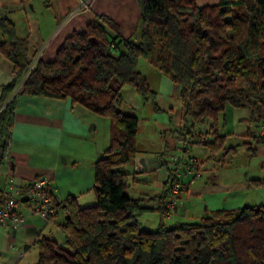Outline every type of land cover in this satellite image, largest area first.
Returning <instances> with one entry per match:
<instances>
[{"label":"trees","instance_id":"trees-1","mask_svg":"<svg viewBox=\"0 0 264 264\" xmlns=\"http://www.w3.org/2000/svg\"><path fill=\"white\" fill-rule=\"evenodd\" d=\"M135 1L138 41L123 38L107 16H95L83 31L65 38L52 61L38 60L28 74L32 62L24 55L25 42L17 39L9 20L0 19L6 37L0 52L14 74L0 98V163L17 96L67 100L109 120L108 147L93 163L94 204L81 207L73 196L58 201L48 191L54 210L64 212L59 228L66 245L40 239L34 264H264V204L217 209L194 223L164 225L161 197L173 175L167 166L163 192L153 198L159 228H140L138 218L154 208L125 193L130 175L122 167L135 159L139 121L120 110L125 86L155 107V92L137 70L144 59L179 87L181 119L174 134L182 139L180 154L201 146L208 150L205 161L224 162L227 154L236 153L216 131L226 104L250 109L261 131L246 144L247 151L254 153L253 144L264 148V0H218L204 6L196 0ZM209 121V132L202 131ZM197 160L198 172L203 162ZM248 184L264 185V178H251ZM180 186L177 199L185 187Z\"/></svg>","mask_w":264,"mask_h":264},{"label":"crops","instance_id":"crops-1","mask_svg":"<svg viewBox=\"0 0 264 264\" xmlns=\"http://www.w3.org/2000/svg\"><path fill=\"white\" fill-rule=\"evenodd\" d=\"M217 2L218 0H196L198 6ZM99 15H105L118 24L123 38L138 41L140 10L135 0H0V19L6 18L12 23L17 39L25 42L24 55L31 62L52 61L65 38L74 31H83L91 20ZM3 41H6V37L0 31V43ZM155 78L158 90L150 89L155 92L154 103L157 109L151 103L149 114L151 121L149 125L147 124L154 140L150 141L149 138L145 142L150 141L151 144L157 145L156 136L161 142L159 146H137L139 127L135 138V157H139L140 160L156 158L158 163H148L139 169L133 159L122 167V171L129 175L145 174L143 180L147 179L148 173L151 175L158 173L166 166L176 171L174 167L180 163L183 145L181 137L174 134L181 119L179 87L160 72L155 74ZM13 79V65L0 52V98L2 87ZM145 79L147 80L146 77ZM82 108L81 105H71L67 100L30 95L17 96L7 157L0 163V194L5 193L18 198V212L23 215L24 221L17 228H13L10 223L0 224V264H34L40 239H52L58 244L62 241L60 235L63 236V233L59 225L63 221L57 219V210L49 219H43L32 213L30 202L22 199V186L26 182L44 176L48 179V191L55 199L62 201L68 196H73L77 203L85 193L84 188L89 189L91 183L93 184V163L103 155L107 146L100 150L98 144L94 143L91 147L81 146L80 157L73 153L75 137L90 138L88 132L91 131V127H87ZM189 148L197 149L204 155V163L210 162L205 161L208 155L205 147L202 149L200 146L188 147L182 155L187 154L201 160L189 152ZM249 179L251 178H246L240 183L224 184L223 189L250 187ZM165 182L161 184L160 195ZM192 182L183 181L185 187L178 203L183 199L184 193L196 196L210 190V187L205 189L192 187ZM214 187L215 185L212 188ZM179 208L170 214L169 217L174 219L172 221L175 224L169 227L179 224L176 219L197 217L198 221L208 213L205 210L202 216H196L191 215L190 210L184 209L183 215L178 216L175 212ZM189 221L194 223L193 220Z\"/></svg>","mask_w":264,"mask_h":264},{"label":"rangeland","instance_id":"rangeland-1","mask_svg":"<svg viewBox=\"0 0 264 264\" xmlns=\"http://www.w3.org/2000/svg\"><path fill=\"white\" fill-rule=\"evenodd\" d=\"M137 70L143 74L153 90H158V84L155 78V74L158 72L144 59H140ZM153 73V74H151ZM123 102L121 104L120 110L124 114L135 115L139 118L140 131L137 135V146L146 145L153 146L150 143L153 141V135L149 131V123L151 119L149 118L151 102H145L139 93L131 86H126L121 91ZM83 108V116L87 120V127H91L89 131V139L83 137H75L74 146L72 148L73 153L80 157L81 146L91 147L94 143L98 144L100 150L104 147H108L109 144V120L99 114H96L89 109ZM148 124V125H147ZM211 122H206L201 128L202 131L209 132ZM260 124H257L252 120L251 111L248 107H233L230 104H226L223 111L217 117L216 131L218 135L224 136L226 141V146L235 147L236 153L227 154L224 158V162H206L204 163L202 155L197 149L189 148V152L196 155L203 161V165L197 173L190 174L187 172L183 166L174 167L176 173L178 174L177 181L183 183L185 180H190L192 187H198L201 189L209 188L208 192H201L196 196L183 194V199L180 203L177 200L176 209L179 210L175 212L178 216L183 215L184 209L190 210L191 215L196 214L200 216L206 211H213L217 209H236L243 206L264 204V185L253 186L236 189H223L224 184L240 183L246 178H264V148L257 145H252L255 150L254 153L247 151V143L252 142V137L256 136L260 132ZM150 139L147 143L146 139ZM157 145L159 146L161 140L157 136L155 137ZM76 142V143H75ZM150 144V145H149ZM203 147L200 146V149ZM103 154V153H102ZM181 163L188 162L189 158L187 154H180ZM102 156V155H101ZM221 158V156H218ZM62 162V160H61ZM175 166V165H174ZM147 174V173H146ZM150 175V176H149ZM167 170L162 168V170L155 174L148 173L147 179H142L146 175H130L129 184L130 186L126 189L125 193L131 198H145L142 201V206L144 207H155L154 210H148L143 213L139 218L138 222L141 229L147 231H156L159 228L161 218L158 210L156 209L157 201L153 199L160 196L161 184L167 180ZM135 176V181L132 184V177ZM213 185H215L214 188ZM93 184L89 189L84 188V195L81 196L78 201V205L81 207L93 205L94 195L92 192ZM222 187V189H220ZM89 202V203H88ZM185 206H182V204ZM184 216L187 215L184 214ZM202 216V215H201ZM57 219L61 222L64 219V212L62 209H57ZM195 219H176L178 223H190L196 222ZM173 218L169 217L164 221V225L167 228L172 226L174 221ZM60 240H62L59 245L65 246L64 235H60Z\"/></svg>","mask_w":264,"mask_h":264},{"label":"built area","instance_id":"built-area-1","mask_svg":"<svg viewBox=\"0 0 264 264\" xmlns=\"http://www.w3.org/2000/svg\"><path fill=\"white\" fill-rule=\"evenodd\" d=\"M36 62L37 61L35 60L29 65V67L27 68V74L33 70ZM2 108L3 106H1L0 111L2 110ZM7 148L3 153V159L7 157ZM188 158V162L181 163L180 161L178 166H183L184 169L190 174L197 173V170L200 167L198 160L191 156ZM177 178L178 174L176 173V171H173V175L171 176V179L168 182L161 197V203L166 208L167 217H169L177 207V198L181 191V186L177 181ZM47 183L48 179L46 177H36L29 180L22 186L21 193L22 199L31 203L32 213L43 219H49L55 212L48 195ZM0 197V224L7 225V223H10L13 228L21 226L24 221V217L21 213L18 212V198L9 196L5 193H1Z\"/></svg>","mask_w":264,"mask_h":264},{"label":"water","instance_id":"water-1","mask_svg":"<svg viewBox=\"0 0 264 264\" xmlns=\"http://www.w3.org/2000/svg\"><path fill=\"white\" fill-rule=\"evenodd\" d=\"M135 163L138 165L139 169H142L148 163H158V161L156 158H148V159L140 160L139 157H135Z\"/></svg>","mask_w":264,"mask_h":264}]
</instances>
